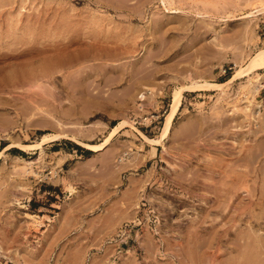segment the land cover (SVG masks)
<instances>
[{
    "label": "rangeland",
    "instance_id": "1",
    "mask_svg": "<svg viewBox=\"0 0 264 264\" xmlns=\"http://www.w3.org/2000/svg\"><path fill=\"white\" fill-rule=\"evenodd\" d=\"M258 50L264 0H0V264H264V66L193 83Z\"/></svg>",
    "mask_w": 264,
    "mask_h": 264
},
{
    "label": "bare ground",
    "instance_id": "2",
    "mask_svg": "<svg viewBox=\"0 0 264 264\" xmlns=\"http://www.w3.org/2000/svg\"><path fill=\"white\" fill-rule=\"evenodd\" d=\"M164 5V4H163ZM165 9V8H164ZM175 10H177V9H175ZM171 12H173L174 10H170ZM1 56H2V54H1ZM16 56V55H15ZM14 56V57H15ZM3 57H5V56H3ZM7 57V56H6ZM5 57V58H6ZM14 57H13V61H14ZM17 57V56H16ZM2 58V57H1ZM11 58V57H10ZM16 59V58H15ZM3 60H6V59H3ZM10 60V59H9ZM2 61V60H1ZM7 61V60H6ZM2 62H5V61H2ZM259 65L260 66H264V50H258L252 57H251V59L249 60V62L245 65V66H241L240 68H237L236 69V71L232 74V76H230L224 83H216V82H210V81H204L203 83H199V82H197V81H194L193 83H195V84H197L198 86H202V87H204L205 89H214V88H216V87H220V86H222L223 84H228V83H230V82H232V81H234V80H236V79H238V78H241V77H243V76H245L246 74H248L249 72H251V71H253V70H255V69H257L258 67H259ZM1 66V65H0ZM3 66H1L0 68H2ZM16 74V73H15ZM14 74V75H15ZM191 74H188L187 76H189V77H191L190 76ZM15 77V76H14ZM17 78H18V76H17ZM14 80V81H13ZM12 80V82H17V80H16V77H15V79H13ZM16 80V81H15ZM260 84H259V80H258V84L255 86L256 88L259 86ZM145 86V85H144ZM261 86V85H260ZM146 88L143 90H141L140 92H139V98H141V99H143V97H145V94L147 93V95H146V97H148V98H151L153 95H155V93H156V91H153L154 89L153 88H157V87H155V86H152V87H149V86H145ZM255 88V89H256ZM183 88H176V89H174L173 90V92H172V96H171V102H170V104H169V110L167 111V113H166V116H165V120H164V123H163V127H162V131H161V133H160V135H159V138L157 139V140H155V139H151V138H148V137H146L145 135L143 136L142 134H141V136H143V137H145L146 138V140H144V141H158V142H161L165 137H167L168 136V134H169V132H170V129H171V125H172V120H173V118H174V116H175V114L177 113V111L179 110V107H180V105H181V100H182V95H183ZM257 90V89H256ZM255 90V91H256ZM252 92H253V90H252ZM248 101H250V100H248ZM246 103H247V101H246ZM248 103H250V102H248ZM247 103V104H248ZM249 106H250V104H249ZM245 107H247V106H245L244 105V108ZM247 108H249V107H247ZM247 108H245L246 110L245 111H247ZM255 113H257L256 111H254ZM252 113L253 112H251V115H252ZM254 113V114H255ZM253 114V115H254ZM257 115H258V113H257ZM255 116H256V114H255ZM254 116V117H255ZM125 122H126V120L124 119V118H122V120L117 124V125H115L114 127H112L111 128V130L109 131V133L104 137V139L101 141V142H99V143H87V142H81V141H77V140H74L77 144H79V145H81V146H83L84 148H86V149H89V150H91V151H93V152H100V151H102V150H104L106 147H107V145L109 144V142H110V140H111V137L114 135V133L116 132V131H118L120 128H122L123 126H125L126 124H125ZM138 132V131H137ZM1 133V132H0ZM139 134H140V132H139ZM3 134H0V138H1V136H2ZM5 135V134H4ZM145 138H143V139H145ZM41 143H42V140L41 141H39L38 143H37V148H40V145H41ZM11 146H17V147H19L20 149H22V150H24L25 148H26V146L27 145H23V144H17V143H10V144H8V145H6L2 150H0V154L4 151V150H6V149H8L9 147H11ZM122 155H124V154H122ZM37 158H39V157H37ZM36 158V159H37ZM119 158V157H118ZM35 159V160H36ZM120 159V158H119ZM24 160V162L27 164V165H30V164H32V163H34L35 162V160L33 159H23ZM130 161V160H129ZM128 162V161H127ZM30 167V166H29ZM195 183V182H194ZM195 184H197V182L195 183ZM203 185H205L204 183H202ZM192 185H193V183H192ZM191 185V186H192ZM202 185V187H204ZM207 186V188H208V184H206ZM195 186V185H194ZM197 186V185H196ZM200 186V185H199ZM182 187V186H181ZM187 187V186H186ZM185 187V188H186ZM210 187V186H209ZM188 188V187H187ZM190 188H192L193 189V186L192 187H190ZM189 188V189H190ZM198 188V187H197ZM197 188L195 189V190H197ZM201 188V187H200ZM234 188V186L232 187V189ZM182 190H184V188L182 187ZM195 190H194V193H195ZM188 191L189 190H185V192H187L188 193ZM192 190H190L189 192H191ZM193 193V192H192ZM197 194H199L198 192H196ZM200 195H202V194H200ZM198 196V195H197ZM201 197V196H200ZM201 198H203V196L201 197ZM205 198V197H204ZM203 198V199H204ZM205 200V199H204ZM206 201V200H205Z\"/></svg>",
    "mask_w": 264,
    "mask_h": 264
},
{
    "label": "built area",
    "instance_id": "3",
    "mask_svg": "<svg viewBox=\"0 0 264 264\" xmlns=\"http://www.w3.org/2000/svg\"><path fill=\"white\" fill-rule=\"evenodd\" d=\"M139 98V97H138ZM146 98V97H145ZM145 98H143V99H141V98H139V100H145ZM139 103H138V105H141V102L140 101H138ZM157 118V117H156ZM125 232H127V226H125L122 230H121V233H125Z\"/></svg>",
    "mask_w": 264,
    "mask_h": 264
},
{
    "label": "trees",
    "instance_id": "4",
    "mask_svg": "<svg viewBox=\"0 0 264 264\" xmlns=\"http://www.w3.org/2000/svg\"><path fill=\"white\" fill-rule=\"evenodd\" d=\"M79 148V147H78ZM81 149V148H80Z\"/></svg>",
    "mask_w": 264,
    "mask_h": 264
}]
</instances>
